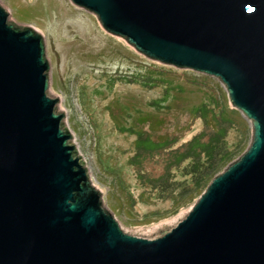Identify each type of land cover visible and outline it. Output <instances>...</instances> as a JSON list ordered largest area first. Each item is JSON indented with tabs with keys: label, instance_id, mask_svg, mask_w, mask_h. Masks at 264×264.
<instances>
[{
	"label": "water",
	"instance_id": "95a60500",
	"mask_svg": "<svg viewBox=\"0 0 264 264\" xmlns=\"http://www.w3.org/2000/svg\"><path fill=\"white\" fill-rule=\"evenodd\" d=\"M163 65L217 78L246 149L153 238L103 207L59 98L43 34L0 5V264H264V0H69Z\"/></svg>",
	"mask_w": 264,
	"mask_h": 264
},
{
	"label": "rangeland",
	"instance_id": "374dc122",
	"mask_svg": "<svg viewBox=\"0 0 264 264\" xmlns=\"http://www.w3.org/2000/svg\"><path fill=\"white\" fill-rule=\"evenodd\" d=\"M0 5L9 12L10 20L32 25L43 34L49 60V94L59 98L57 110L65 113V125L73 134L72 142L85 162L92 183L102 193L103 207L114 215L124 232L134 236L153 238L172 228L196 200L172 214L171 204L157 199L154 192L139 197L143 188L133 167L126 163L127 154L133 151L134 136L120 133L113 119V115L117 116L116 120L125 126L133 123L131 117L120 112L116 99L124 102L132 97L140 105L159 95L161 88L143 89L116 83L108 90L101 74L132 72L141 63L173 68L180 77L199 73L163 65L138 54L122 38L106 33L94 14L69 0H0ZM208 77L211 80L207 79V84L230 105L223 84ZM199 99L197 93L170 99L152 136L174 134L178 141L173 146L177 147L199 132L202 121L189 112L190 105ZM242 117L249 130L250 122ZM161 161L154 156L145 163V171L152 175L159 173Z\"/></svg>",
	"mask_w": 264,
	"mask_h": 264
},
{
	"label": "trees",
	"instance_id": "16d2710c",
	"mask_svg": "<svg viewBox=\"0 0 264 264\" xmlns=\"http://www.w3.org/2000/svg\"><path fill=\"white\" fill-rule=\"evenodd\" d=\"M138 66L141 67L121 75L105 76L103 74L108 73L102 72L105 77L103 85L108 90H112L116 83L138 85L143 89L161 88L159 95L142 100L140 105L132 97L124 102L116 99L120 112L131 117L133 123L125 126L116 120L117 116L113 115V119L120 133L134 136L133 151L127 154L126 163L133 167L143 188L138 196L154 192L157 199L171 204L172 214H175L180 208L191 205L213 176L246 149L251 128L248 130L240 112L207 84L210 77L202 74L180 77L175 69L155 63ZM190 93H197L200 97L198 103L190 105L189 112L201 119L203 128L177 147L173 146L178 141L174 134L153 137L152 130L161 124L162 114L169 107L168 101ZM110 107L107 103L106 108ZM154 156L161 158L162 169L152 175L145 171V163Z\"/></svg>",
	"mask_w": 264,
	"mask_h": 264
}]
</instances>
